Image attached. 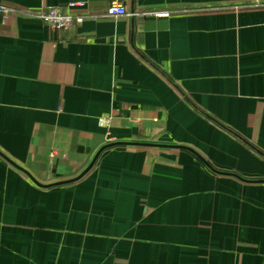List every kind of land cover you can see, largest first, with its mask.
<instances>
[{"label":"crops","instance_id":"obj_1","mask_svg":"<svg viewBox=\"0 0 264 264\" xmlns=\"http://www.w3.org/2000/svg\"><path fill=\"white\" fill-rule=\"evenodd\" d=\"M111 1L0 0V264H264V3Z\"/></svg>","mask_w":264,"mask_h":264},{"label":"built area","instance_id":"obj_2","mask_svg":"<svg viewBox=\"0 0 264 264\" xmlns=\"http://www.w3.org/2000/svg\"><path fill=\"white\" fill-rule=\"evenodd\" d=\"M253 2L257 5L264 3V0H253ZM85 4L84 1H72L69 2V6H83ZM10 10V8L6 5L0 3V11L6 12ZM129 12L126 6L118 1L113 0L107 7L105 16L109 17H119L128 15ZM142 14H150L155 16H167L170 14L168 11H159V10H146L142 12ZM33 15L39 19H41L46 24L58 29H69L75 24H80L84 21L85 15L80 13H73L68 9H64L60 6H49L46 9L38 10L33 12ZM101 123L103 125H108V118H101ZM57 155L56 151L51 152V156L55 157Z\"/></svg>","mask_w":264,"mask_h":264},{"label":"water","instance_id":"obj_3","mask_svg":"<svg viewBox=\"0 0 264 264\" xmlns=\"http://www.w3.org/2000/svg\"><path fill=\"white\" fill-rule=\"evenodd\" d=\"M120 143H127V142H114V143H109V144H106L104 146H102L98 152L95 154L93 160L91 161V163L87 166V168L80 174V176H78L77 178L81 177L82 175H84L95 163V161L97 160L98 156L100 155V153L107 147L109 146H113V145H116V144H120ZM130 143V142H129ZM134 144H137V143H134ZM26 171V170H25ZM30 176L31 178H33L34 180H36L30 172L26 171ZM77 178H74V179H71V180H65V181H59L57 183H65V182H69V181H72V180H75Z\"/></svg>","mask_w":264,"mask_h":264}]
</instances>
